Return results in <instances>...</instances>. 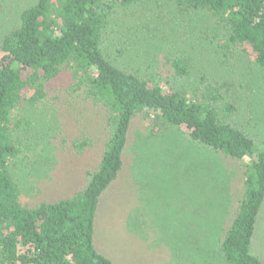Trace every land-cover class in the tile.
<instances>
[{
    "label": "trees",
    "instance_id": "1",
    "mask_svg": "<svg viewBox=\"0 0 264 264\" xmlns=\"http://www.w3.org/2000/svg\"><path fill=\"white\" fill-rule=\"evenodd\" d=\"M164 5L177 16L206 14L202 41L223 68L249 58L264 76V0H0V264H119L96 248L101 198L130 145L170 130L240 164L245 190L216 247L222 264H264L255 103L246 85L195 74L190 58L167 46L151 11ZM43 113L55 127L48 147L79 173L68 193L29 204L23 174L39 163L34 126Z\"/></svg>",
    "mask_w": 264,
    "mask_h": 264
},
{
    "label": "rangeland",
    "instance_id": "2",
    "mask_svg": "<svg viewBox=\"0 0 264 264\" xmlns=\"http://www.w3.org/2000/svg\"><path fill=\"white\" fill-rule=\"evenodd\" d=\"M35 1L15 0L24 5ZM154 8L161 17L167 46L185 53L195 74L207 71L247 86L242 90L255 103L253 129L258 147L264 148V76L249 58L239 60L232 70L216 62L201 37L209 24L206 14L177 16L164 5L152 8L153 17L157 15ZM147 53L148 49L141 57L151 55ZM185 82L179 80V88ZM48 117L43 113L35 119V129L42 131L37 140L39 163L31 173L23 174L24 201L29 204L68 193L72 189L69 181L79 173L67 157L56 154L57 148L48 147L49 135L55 130L54 126L47 129ZM125 159L124 172L101 198L96 214L98 252L119 264H222L216 240L233 218L245 190L240 164L225 163L188 142L179 130L167 131L147 144L133 143ZM257 241L264 253V212Z\"/></svg>",
    "mask_w": 264,
    "mask_h": 264
}]
</instances>
